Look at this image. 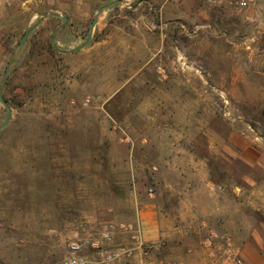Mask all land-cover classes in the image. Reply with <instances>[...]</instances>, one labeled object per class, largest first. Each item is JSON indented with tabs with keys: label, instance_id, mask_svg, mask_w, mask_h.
Returning a JSON list of instances; mask_svg holds the SVG:
<instances>
[{
	"label": "rangeland",
	"instance_id": "374dc122",
	"mask_svg": "<svg viewBox=\"0 0 264 264\" xmlns=\"http://www.w3.org/2000/svg\"><path fill=\"white\" fill-rule=\"evenodd\" d=\"M110 1L2 8L0 96L10 117L0 130V264H59L68 242L131 223L149 194L178 202L184 184L171 192L165 179L184 175V162L252 231L160 216L173 225L146 258L167 264L190 252L187 264H247L249 251L264 264V171L225 151L231 133L264 148V0L256 24L198 0ZM7 114L0 101V126Z\"/></svg>",
	"mask_w": 264,
	"mask_h": 264
},
{
	"label": "crops",
	"instance_id": "0c3cea01",
	"mask_svg": "<svg viewBox=\"0 0 264 264\" xmlns=\"http://www.w3.org/2000/svg\"><path fill=\"white\" fill-rule=\"evenodd\" d=\"M113 3V0L108 2L107 5ZM73 6H76V1H71ZM102 43H107L106 40H103ZM226 144V152L229 156L233 158H237L243 163L247 164L251 167L260 168L264 171V148L262 145L254 142L250 137L246 135H238L236 133H231L228 136ZM191 162L182 163V168L186 167L187 171L184 175L177 174V179L173 177H167L165 179V186L167 190L173 192L176 190L177 182L180 181L181 185L184 184V188L181 191V195L177 198L168 197L171 199H165V204L162 203L161 198H158L156 194H149L148 200L142 202L137 201L135 211H134V219L131 221L138 230L139 238L142 243V249L146 256L143 255L142 250L136 248V242L131 237L132 235L129 233L120 232L118 241L120 244L132 247L133 253L132 256L128 259L126 264H155V262H151L146 257L150 254L152 255L155 251L160 250L162 247L161 239L162 236H166L165 225L166 223H170L173 225L172 219L165 218V220L160 219V216L164 217H174L179 216L182 217V220L188 222L189 226L198 227V223L196 219L203 217L206 221L202 222L201 226L212 227L220 225V226H229L228 229L236 230L235 226H239L238 230L240 231H252L251 223L248 224H239L237 225V218L240 214H237V204L235 202L228 203V198L226 195H221L219 193H215L213 191V183L204 175L202 172L190 171L191 166L189 165ZM196 163V167L199 168ZM165 167L172 168V163L169 161H165ZM172 176L175 175L174 172L170 173ZM244 180L249 184L255 183L251 177L245 176ZM261 191L264 190V180L261 183ZM173 196V193H171ZM178 194V193H177ZM180 194V193H179ZM264 195V192H262ZM222 200L227 202L223 203L224 208L222 206ZM262 207L264 208V198H262ZM245 215V213L243 214ZM242 216V215H241ZM245 218V217H243ZM223 219L225 224L220 223V220ZM235 219V223H230ZM193 220H196L193 222ZM190 221V222H189ZM196 224V225H191ZM249 247H252L251 245ZM248 247V248H249ZM251 249V248H249ZM249 251L243 252L247 260V264H252L250 258L248 256ZM192 254L190 252H186L182 254L181 262L189 263L192 262Z\"/></svg>",
	"mask_w": 264,
	"mask_h": 264
},
{
	"label": "built area",
	"instance_id": "2783aa9c",
	"mask_svg": "<svg viewBox=\"0 0 264 264\" xmlns=\"http://www.w3.org/2000/svg\"><path fill=\"white\" fill-rule=\"evenodd\" d=\"M260 0H198L204 7L212 9H229L231 11L243 14L252 24L261 21L260 15L256 9ZM183 0H162L164 4L179 5ZM8 0H0V13ZM153 8L154 3H149ZM163 6L159 7L161 12ZM253 12V13H251ZM115 232H124L131 234L136 242V248L142 250V243L139 238L137 227L133 223H118L117 225L106 224L102 227L96 239H80L68 242L65 255L59 264H126L132 256L133 248L123 244H116L114 241ZM213 237V236H212ZM210 239L205 240L204 244L211 246ZM233 264H244L241 260L232 259ZM167 264H186L181 261H170ZM203 264H221L216 260H209ZM229 264V263H228Z\"/></svg>",
	"mask_w": 264,
	"mask_h": 264
},
{
	"label": "water",
	"instance_id": "95a60500",
	"mask_svg": "<svg viewBox=\"0 0 264 264\" xmlns=\"http://www.w3.org/2000/svg\"><path fill=\"white\" fill-rule=\"evenodd\" d=\"M49 16H54V17H59L62 19V21H65V18L64 17H61L59 14H54V13H51L49 14ZM93 26H94V22L91 23L90 25V29H89V37L92 35V31H93ZM3 85V84H2ZM0 101L2 102V104L4 105V107L7 109L8 111V114H7V117H6V120L5 122L0 126V130L6 125V123L8 122V119L10 117V108L8 107V105L2 100L1 96H0Z\"/></svg>",
	"mask_w": 264,
	"mask_h": 264
}]
</instances>
